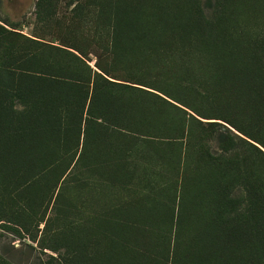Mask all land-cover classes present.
Here are the masks:
<instances>
[{"label":"rangeland","instance_id":"1","mask_svg":"<svg viewBox=\"0 0 264 264\" xmlns=\"http://www.w3.org/2000/svg\"><path fill=\"white\" fill-rule=\"evenodd\" d=\"M0 26V264H248L264 148L226 122L264 143V0H0Z\"/></svg>","mask_w":264,"mask_h":264},{"label":"trees","instance_id":"2","mask_svg":"<svg viewBox=\"0 0 264 264\" xmlns=\"http://www.w3.org/2000/svg\"><path fill=\"white\" fill-rule=\"evenodd\" d=\"M8 34H11V32L0 26V39L8 36ZM4 73H7L6 70H4ZM255 121L259 124V130H264V113L263 115L257 113ZM226 123L249 141L255 142L264 148V143L255 141L257 139L249 133H244L239 127H235L233 123ZM239 140L246 144L243 140ZM247 145L248 149L257 154L255 158L257 162L264 165V153L250 143ZM239 217L241 218L242 215ZM248 230L252 242L248 248V264H264V176L263 178L258 176L248 178Z\"/></svg>","mask_w":264,"mask_h":264}]
</instances>
